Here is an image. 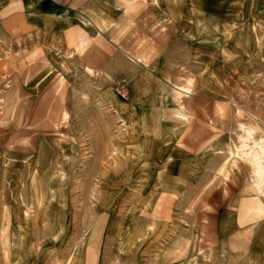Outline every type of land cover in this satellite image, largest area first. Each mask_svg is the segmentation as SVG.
<instances>
[{
	"label": "rangeland",
	"instance_id": "rangeland-1",
	"mask_svg": "<svg viewBox=\"0 0 264 264\" xmlns=\"http://www.w3.org/2000/svg\"><path fill=\"white\" fill-rule=\"evenodd\" d=\"M21 1L0 0V264H264V196L251 165L237 156L243 142L264 149L258 37L242 24L222 30L208 16L182 24V32L171 29L176 35L159 74L179 86L183 110L201 104L184 101L189 96L179 89L206 98L203 111H212L214 120L186 122L200 124L203 133L212 130L214 143L203 163L183 159L178 178H166L133 149L139 137L131 133L132 106L124 113L114 109L112 97L130 102L137 94L120 76L133 69L103 71L100 80L77 68L70 77L63 74L65 80L55 79L43 61L55 42L20 28ZM152 20L145 16L133 24L129 46H152L163 32ZM136 57L128 59L145 60ZM34 75L40 85L30 87ZM165 90L174 99L176 89ZM41 91L48 98L59 94L58 100L45 120L48 132L29 135L19 97ZM168 188L187 197L144 213L146 203L155 208ZM149 190L153 198L141 199Z\"/></svg>",
	"mask_w": 264,
	"mask_h": 264
},
{
	"label": "crops",
	"instance_id": "crops-1",
	"mask_svg": "<svg viewBox=\"0 0 264 264\" xmlns=\"http://www.w3.org/2000/svg\"><path fill=\"white\" fill-rule=\"evenodd\" d=\"M20 6L18 13L20 28L29 31L30 34H49L51 40L55 42L50 52L46 53L48 51L46 47L42 51L48 55L43 60L44 65L47 69L52 68L55 79L60 77L65 80L63 74L70 77L72 71L77 68L81 69L84 76L91 77L94 72L100 80L101 77L104 78L101 74L103 71L115 70L121 73L123 69L129 71L133 69L134 74L119 75L126 80L127 85L137 87V94H132L136 99L127 102L114 96L112 97L115 98L112 100L114 109L122 112V109L128 111V107L132 106L129 123L134 129L131 133L139 137L138 142V139L133 142V149L135 152L136 150L144 152L146 164L158 167L157 173L166 178H178L180 173L176 167L182 166L183 159L187 161L200 159L203 163L204 158L208 156L205 153L214 143V138L211 137L212 130L208 128L209 133H205L204 129L203 133V126L200 124L198 127L194 125L187 127L186 122V119L190 122L192 119L214 120L212 111L211 113L203 111V103H206V100L202 99L206 98L192 93V90L185 92L179 89L189 96L184 101L190 99V104L192 102L201 104L199 107L194 106L196 111L183 110L178 105V101L182 99L177 91L179 86L171 85L165 76L159 74L166 64L164 57L171 39L176 35L172 34L171 29L179 26L182 32V24L204 20L206 16L222 30L231 25L242 24L247 31L258 37L257 52L262 59L264 58V0H22ZM140 12H143L141 17ZM145 16L153 19L152 21H160L158 24L162 26V34L155 39L151 47L129 46L126 34L135 30L133 24ZM172 22L177 24L171 27L169 23ZM136 55H143L145 60L140 59L138 63L135 58L136 62L128 59V56ZM53 71L50 72L53 74ZM35 78L34 75L32 80H28L30 87L40 85V80H33ZM167 86L176 89L174 99L169 98L165 90ZM191 87L192 84L188 85V88ZM20 91L33 95L31 90ZM31 95L20 94L18 102L17 111L20 118L25 120L24 132L29 135L48 132L46 129L48 123L45 120L50 122L52 117L50 113L59 94L55 93L54 98H48L42 91ZM165 99L175 101L176 107H172ZM48 101L50 103L47 104ZM122 117L127 118L126 115ZM141 137L143 139H140ZM174 149L183 151L184 158L172 154L176 151ZM177 154L179 155L178 152ZM204 182L206 183L201 185L200 192L202 186L208 184L207 180ZM152 195L154 193L149 190L141 199L151 200ZM186 197L187 195L184 196L178 189L168 188L156 197L158 200L155 208L154 202H144L147 206L153 204L151 210L146 209L147 206L144 207V211H147L144 213H159L161 206L163 209H166L167 205L172 206L171 198L179 202ZM184 209L180 208L179 211ZM219 227V231L225 229L223 226ZM31 261L26 260L25 264ZM7 263L11 264V261Z\"/></svg>",
	"mask_w": 264,
	"mask_h": 264
},
{
	"label": "bare ground",
	"instance_id": "bare-ground-1",
	"mask_svg": "<svg viewBox=\"0 0 264 264\" xmlns=\"http://www.w3.org/2000/svg\"><path fill=\"white\" fill-rule=\"evenodd\" d=\"M247 132L249 131L247 130ZM251 147L243 142V144L240 146V149H238L237 156L240 155L242 159H244L251 165L252 173L255 178V180L253 179L254 180L253 183L258 193L264 196V163H263L264 149L261 146H258L257 150L256 147L253 146L254 147L253 149H251Z\"/></svg>",
	"mask_w": 264,
	"mask_h": 264
}]
</instances>
